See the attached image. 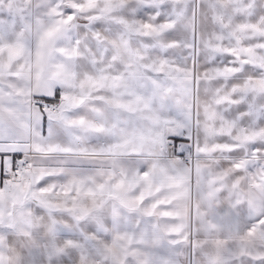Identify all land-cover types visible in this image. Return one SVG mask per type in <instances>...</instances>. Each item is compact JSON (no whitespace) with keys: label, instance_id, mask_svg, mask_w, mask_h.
I'll list each match as a JSON object with an SVG mask.
<instances>
[{"label":"snow or ice","instance_id":"6c2138e0","mask_svg":"<svg viewBox=\"0 0 264 264\" xmlns=\"http://www.w3.org/2000/svg\"><path fill=\"white\" fill-rule=\"evenodd\" d=\"M0 264H264V0H0Z\"/></svg>","mask_w":264,"mask_h":264}]
</instances>
